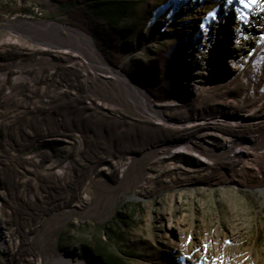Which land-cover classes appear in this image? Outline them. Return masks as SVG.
Listing matches in <instances>:
<instances>
[{
  "label": "rangeland",
  "instance_id": "374dc122",
  "mask_svg": "<svg viewBox=\"0 0 264 264\" xmlns=\"http://www.w3.org/2000/svg\"><path fill=\"white\" fill-rule=\"evenodd\" d=\"M109 1L119 63L54 0H0V264H264V130L205 137L206 156L161 154L171 131L127 104L103 105L112 75L90 77L84 60L26 24L79 29L165 116L183 119L253 63L243 28L231 40L241 50L226 56L222 16L240 0ZM165 82L178 96L157 101L153 87ZM258 90L234 111L264 114ZM252 136L260 145L229 161L226 143Z\"/></svg>",
  "mask_w": 264,
  "mask_h": 264
},
{
  "label": "bare ground",
  "instance_id": "6f19581e",
  "mask_svg": "<svg viewBox=\"0 0 264 264\" xmlns=\"http://www.w3.org/2000/svg\"><path fill=\"white\" fill-rule=\"evenodd\" d=\"M235 4H226L223 12L225 21L224 31L230 32L231 40H239V31L245 29L244 44H256L257 54L249 63L245 70H238L234 67L235 76L231 82L233 87L225 86L217 88L211 98V106L206 112L196 114L183 119H171L165 116V105L156 104L151 96L141 87L132 82L131 78L123 71L112 68L105 60L101 52L95 47L92 39L77 28L71 27L60 22H26L35 31L44 35L51 34L55 43H60V48L64 52H73L75 60L82 59L86 62L87 74L97 77L103 74H111L113 80L103 86V92L111 98L110 102H103V105L111 109H117L123 104L147 115L151 121H158V124L171 131L170 136L162 138V153L165 154L169 148L171 153H177L184 149L189 153H200L206 156L209 147L205 144V137L217 136L226 141V134L237 136V134L264 130V114L256 112L257 108L252 109L250 114H243L238 111L243 107H248L255 102V98L248 94L249 89L258 90L261 86L264 89V0H241ZM247 5V6H246ZM24 23V22H23ZM216 33L221 27L216 26ZM66 32L65 35L63 32ZM49 37V36H48ZM51 38V37H50ZM47 41V40H46ZM45 41V42H46ZM226 52L227 57H234L241 50L239 42L229 43ZM235 44V45H234ZM232 49V50H230ZM92 70L94 71L92 74ZM245 73V74H243ZM245 75L248 77L246 79ZM256 77V78H255ZM255 78V79H254ZM106 81V79H103ZM258 90L259 94L264 95V90ZM254 96V95H253ZM261 98V97H260ZM256 113V114H255ZM160 142V141H158ZM260 145L258 137L232 139L231 143H226L223 147L225 152H232L235 158L227 155L231 162H238L244 157L241 150L245 146ZM239 157V158H238Z\"/></svg>",
  "mask_w": 264,
  "mask_h": 264
},
{
  "label": "trees",
  "instance_id": "16d2710c",
  "mask_svg": "<svg viewBox=\"0 0 264 264\" xmlns=\"http://www.w3.org/2000/svg\"><path fill=\"white\" fill-rule=\"evenodd\" d=\"M54 1L75 23L91 31L100 49L111 61L119 63L121 58L116 55L122 51V42L117 32L120 17L111 14L109 0ZM164 66L169 67L172 64L165 60ZM175 77L180 81L187 77V73L180 69L176 71ZM178 93V87L171 83L165 82L160 86L153 87V94L156 96L157 101L174 99L178 96Z\"/></svg>",
  "mask_w": 264,
  "mask_h": 264
},
{
  "label": "snow or ice",
  "instance_id": "6c2138e0",
  "mask_svg": "<svg viewBox=\"0 0 264 264\" xmlns=\"http://www.w3.org/2000/svg\"><path fill=\"white\" fill-rule=\"evenodd\" d=\"M247 6V5H246Z\"/></svg>",
  "mask_w": 264,
  "mask_h": 264
}]
</instances>
